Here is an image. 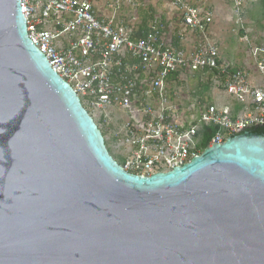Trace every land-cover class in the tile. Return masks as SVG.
I'll use <instances>...</instances> for the list:
<instances>
[{"label": "water", "instance_id": "water-1", "mask_svg": "<svg viewBox=\"0 0 264 264\" xmlns=\"http://www.w3.org/2000/svg\"><path fill=\"white\" fill-rule=\"evenodd\" d=\"M0 0V264H264V134L140 177Z\"/></svg>", "mask_w": 264, "mask_h": 264}, {"label": "built area", "instance_id": "built-area-1", "mask_svg": "<svg viewBox=\"0 0 264 264\" xmlns=\"http://www.w3.org/2000/svg\"><path fill=\"white\" fill-rule=\"evenodd\" d=\"M106 2L104 10L94 0H19V7L28 39L107 132L123 171L167 173L201 154L208 129L215 133L207 148L242 129L264 127V40L250 43L244 33L246 0L230 3L240 40L248 45V70L220 61L208 33L213 15L190 0H168L178 16L175 34L153 15L142 30L138 9L145 12L144 5ZM123 7L133 13L124 14ZM194 34L197 42L183 49L185 37ZM189 75L223 92L227 103L183 105L174 88Z\"/></svg>", "mask_w": 264, "mask_h": 264}, {"label": "crops", "instance_id": "crops-1", "mask_svg": "<svg viewBox=\"0 0 264 264\" xmlns=\"http://www.w3.org/2000/svg\"><path fill=\"white\" fill-rule=\"evenodd\" d=\"M132 2L146 6L145 12L138 11L141 20L146 19L147 13L152 11L153 16H158L165 22L168 33L175 34L178 31V16L168 0H161V4H159L160 0H153L151 5H147L149 1L146 0H132ZM190 2L193 6L208 9L212 13L213 19L208 33L217 45L220 61L229 63L235 69L248 70L252 67L247 55L248 45L240 40L243 32L238 31L235 24L230 0H190ZM132 13L133 11L129 10L124 14ZM243 21L244 33L250 43H261L264 40V0H246ZM198 38L197 34L186 36L181 47L191 49Z\"/></svg>", "mask_w": 264, "mask_h": 264}, {"label": "rangeland", "instance_id": "rangeland-1", "mask_svg": "<svg viewBox=\"0 0 264 264\" xmlns=\"http://www.w3.org/2000/svg\"><path fill=\"white\" fill-rule=\"evenodd\" d=\"M147 1H149L147 5H151V3L153 2V0H146V2ZM94 3H95L96 9H102V10H104L105 4H107L106 0H94ZM159 4H161V0H160ZM158 6H160V5H158ZM122 10L124 13H127L131 9H129L127 7H123ZM138 10L143 11L141 9H138ZM190 77H191L190 75L185 76L183 78V81H181L180 86H177L176 88H174V91L176 92V94L180 95V98L182 100L183 105L186 106V105H191L192 103L194 104L199 99H202L206 103L213 102L215 104L223 105V104H226L227 101L229 100L227 98V96H225L223 94V92L219 91L218 89H213V87H212V89L211 88L207 89V91L203 93V96H202L203 98H199L198 96H195L198 80H194L193 78H190ZM202 80H204V78H202ZM93 119H94L93 121H94L95 125L97 126L99 131H101V133L104 136V145H105V148H106L108 154L120 166L121 160H120V157L116 154V150H115L114 146L109 141L105 132L103 133V131H104L103 127L100 125V123L97 121V119L96 118H93Z\"/></svg>", "mask_w": 264, "mask_h": 264}, {"label": "trees", "instance_id": "trees-1", "mask_svg": "<svg viewBox=\"0 0 264 264\" xmlns=\"http://www.w3.org/2000/svg\"><path fill=\"white\" fill-rule=\"evenodd\" d=\"M151 13H147V18L145 19V18H142V24H141V28H142V30H144L145 29V27H146V23H147V21H148V19H150L151 18V16L153 15V12L152 11H150ZM139 36H141V35H138L137 37H139ZM173 45L174 46H177L178 45V42H177V40H174V42H173ZM207 89H208V87H206V86H204V85H201V84H197V87H196V92H195V96H198L199 98H203L202 96H203V93L204 92H206L207 91ZM199 101H202L203 103H206V102H204L202 99H199ZM101 132V131H100ZM105 132V134L107 133L106 131H103V133ZM256 133H258V134H264V131L263 130H256L255 131ZM215 132H214V130H212V129H208V130H206V131H204L203 132V134H202V140H201V145H200V149L201 150H204L205 148H207V144H208V141H209V139H210V137L214 134ZM101 135L103 136V134L101 133ZM103 138H104V136H103Z\"/></svg>", "mask_w": 264, "mask_h": 264}]
</instances>
